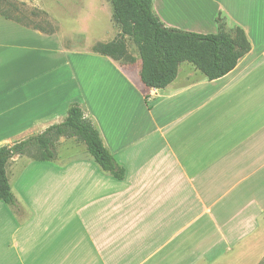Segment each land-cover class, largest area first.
<instances>
[{"label":"crops","instance_id":"obj_1","mask_svg":"<svg viewBox=\"0 0 264 264\" xmlns=\"http://www.w3.org/2000/svg\"><path fill=\"white\" fill-rule=\"evenodd\" d=\"M191 2L196 24L184 18ZM164 4L166 16L156 9ZM153 7L165 26L200 34L218 33L221 17L227 30L245 32L251 51L220 79L210 81L182 64L172 84L154 89L142 83L141 63L122 67L92 49L110 63L108 74L119 87L122 118L109 129L88 103L96 82L88 81L85 95L78 76L63 72L66 48L50 42L61 34L0 16V143L12 146L61 124L79 96L125 170L123 180L98 170L88 176L85 196L71 194L70 205L85 198L77 207L33 209L17 201L16 207L0 208V264L263 260L264 0H153ZM101 27V19L95 21L94 30ZM31 31L48 45L31 47Z\"/></svg>","mask_w":264,"mask_h":264},{"label":"rangeland","instance_id":"obj_2","mask_svg":"<svg viewBox=\"0 0 264 264\" xmlns=\"http://www.w3.org/2000/svg\"><path fill=\"white\" fill-rule=\"evenodd\" d=\"M193 5L192 2L190 5H186L187 7H184L183 13L186 20H188V16H191L192 24H196L199 18L196 16L197 8ZM110 7L108 0L0 1V12L13 19L20 20L22 25L32 30L39 26V28H42L41 32H45V34L49 31L54 32V34L49 35L61 34L59 41L58 39L45 41L31 31V37H29L31 44L33 43L31 47L46 46L49 41L52 44H55V42L61 44L62 42V47L66 48V50H63L66 55L61 56L64 59L60 61L63 72L70 70L73 72V76H78L82 85V93L84 92L85 95H87V90L89 91L91 88L87 84L88 81L91 80L92 84L94 81L96 82L95 87H92L94 95L91 101L88 98V103L92 112L101 120L100 125L106 129H109L110 126L112 128L115 124L117 125V122H121L122 113L119 111L118 98L119 87L115 83V78L108 74L110 63L105 58L95 55L92 49L96 43L110 42L119 35L120 31L112 21V7L111 12ZM156 9L166 16L167 7L165 4L162 7L157 5ZM99 19L102 21V27L100 30H94V23ZM4 33L7 34L6 31ZM126 43L129 52L137 59L134 66L140 64L136 45L130 38L126 39ZM187 65L185 63L181 68ZM68 74V72L64 73V76ZM77 97L80 98L75 96L74 101L76 103L80 101ZM125 103H127V100ZM82 107L87 113V109L84 106ZM87 115L92 121H95V126H100L91 115L88 113ZM128 115L129 113L125 114L126 117ZM30 136L33 135L23 136L16 141L27 139ZM0 147H4V144L0 143ZM56 152L59 154V158L53 161L54 163L35 160L31 155L21 156L19 163L14 161L9 163L7 168L8 178L12 191L21 205L33 209L50 206L60 207L67 203L70 205L73 192L85 196L81 193L87 190L88 176L96 175L97 170L109 175L95 162L85 144L77 142L75 139L64 138L57 141ZM27 160H30L31 163L27 164ZM96 177L102 179L101 176ZM99 179L96 182H99ZM80 196L78 201L70 205L71 207L81 205L85 198ZM9 207L11 206L0 201V208ZM239 264H249V261H243ZM258 264H264V258Z\"/></svg>","mask_w":264,"mask_h":264},{"label":"trees","instance_id":"obj_3","mask_svg":"<svg viewBox=\"0 0 264 264\" xmlns=\"http://www.w3.org/2000/svg\"><path fill=\"white\" fill-rule=\"evenodd\" d=\"M108 1L112 5V20L120 32L110 42L96 43L93 51L112 58L122 67L134 66L137 59L129 52L126 43V39L130 38L138 50L141 61L140 78L146 87L167 88L177 79L179 68L184 63L193 66L210 81L220 79L233 71L239 61L251 51L245 32L238 27L227 30L226 22L221 17L216 20L218 33L200 34L165 26L154 12L153 0ZM0 16L21 24L20 20L1 12ZM34 30L42 31V28L36 26ZM61 138L75 139L85 144L89 154L104 172L117 180L124 179V168L105 146L99 130L83 107L75 103L61 124L53 125L44 133L12 146L0 147L1 202L12 207L18 206L7 174L9 162L25 155H31L42 162L54 161L57 158L56 143Z\"/></svg>","mask_w":264,"mask_h":264}]
</instances>
